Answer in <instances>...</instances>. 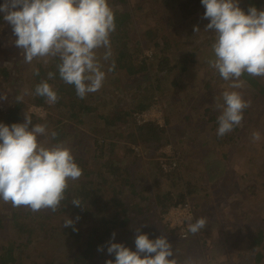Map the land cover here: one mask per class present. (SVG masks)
I'll use <instances>...</instances> for the list:
<instances>
[{"label": "rangeland", "instance_id": "obj_1", "mask_svg": "<svg viewBox=\"0 0 264 264\" xmlns=\"http://www.w3.org/2000/svg\"><path fill=\"white\" fill-rule=\"evenodd\" d=\"M243 2L244 0H239V6ZM108 3L112 10L128 8V6L135 8L139 5L138 0H126L125 3L118 0H108ZM132 17V26H130L136 32L143 31L146 24H155L156 22L151 17H144L141 12ZM201 17L197 16L191 21L177 23V25L170 27L165 32L167 38H169L168 44L160 45L159 48L153 47V42H148L146 39L141 40V57L146 56L152 59L153 48L160 51L170 49L177 55H182L186 49H189L194 50L196 54V61L178 78L180 84L169 88L163 94L153 91L154 98L146 106L150 110L144 113L142 111L139 112L140 114L143 113L141 120L146 122L153 121L167 128L168 142L155 149L145 144H127L117 141L111 154L107 148H104V158H111L110 161H113L118 166L117 175H115V180H118L117 183L124 178L133 181L135 184L143 181L149 188L155 180L153 175V170L155 171L154 161L160 164L163 171H169L175 164L184 161V157L187 158L188 160L183 162L185 163L182 171L183 175L187 176L191 171H195L201 172V177L203 178L201 180L203 188L200 192L187 196L183 203H179H187L190 213L174 211L173 208L179 204L172 205L160 212L158 225L149 229L145 226L148 222L147 216L149 214L144 212V215H138L139 210L136 205L132 208L136 212L132 217L133 219H131L132 224L130 227L132 229L134 227L135 230L143 228L142 233L147 234L149 239L165 236L173 247L174 255L181 261L191 257L196 264H264V249L262 248L259 262H256L257 251H260L261 245L256 247L252 243V239L256 237L254 228L256 226L264 228V95H257L247 84L242 83L240 89H231L229 88L231 81L215 82L216 73L213 72L215 70H208L209 68L204 65L205 62L207 63L211 59L214 52L213 50L205 51L203 48L210 43V41L206 40V37L214 35V33L204 30V19ZM157 20L159 19L157 18ZM194 27H198L199 30L194 31ZM11 35H13L12 28L8 23L3 26L0 25V44H7L13 41L11 40ZM101 50H97L98 57H101ZM202 50L205 51L203 58L199 56ZM17 52H19V55ZM21 52L22 50L15 45L9 51H0V61H5L9 65L19 66L17 67L16 78L11 79L9 84L5 83L4 80L3 82L0 78V93L7 94L6 100L0 99V123L5 124L4 111L11 100L15 96L22 97L25 107L24 110L21 109L22 116L24 117L26 112L30 116L41 118L42 122L38 124H46L49 131H53L54 128H60L67 132L70 140L67 143L65 141L61 142L71 149L74 157L78 156L84 162L87 161L88 166L85 169H91L93 185H96L101 180L100 175L104 176L105 173L99 167V162L97 163V160L91 159L94 155L92 143L95 136L90 131V128L94 125L97 126L99 114L112 110L114 105L128 108L129 105L135 104L136 96L141 93L142 88H139V91L134 90L135 81L133 77L121 84H116V80H124L126 76L124 71H118L115 74L107 72L106 66L101 61L103 64L102 70L106 72L103 86L99 91L90 93L85 97L95 105L96 110L87 115L85 114L82 117V123L77 124L76 119H71V117H68V113H64V111H58L54 104L50 105L52 111L51 116L48 117L46 108L32 102L33 99L31 98L34 97L33 83L35 81L30 79V74L32 75V71L36 69L44 68L49 62L44 63L43 59L37 58L31 64H26ZM17 57L19 59L15 63ZM174 57L175 54H171L172 60ZM155 71L156 68H153L150 72L154 73ZM206 79L211 80L208 87L204 84ZM146 80L151 82L154 79L146 75ZM261 81L264 83V77H262ZM224 91H239L245 100L250 101V107L244 111L243 120L238 126L239 128H237L243 131L241 138L240 132L235 128L237 133L234 131L232 137L235 138V141H230L227 133L220 138L223 139V142L219 143L216 138L218 122L212 124V122L207 121V117H210L211 113L204 114L206 117L203 118L202 115L205 108L217 110L216 103L222 102V93ZM181 98L188 99V102L182 104ZM142 99L145 98L143 97ZM167 100L174 101L169 108L165 106V101ZM144 101L146 102L147 100ZM139 113H134L130 117L132 122L141 124L135 120ZM58 120L68 124H58ZM128 129V127L125 128V133L128 132ZM254 131L260 133L261 138L259 141L253 142L251 136ZM81 132H86L84 144L76 141L77 137L80 138L82 136ZM42 142L55 144L54 140L49 139H44ZM127 147L132 152L128 153ZM203 156L212 157L211 159L217 161L206 160ZM210 160L214 161L213 164H210ZM204 164L208 165L209 170H204ZM224 168L225 172L223 173L221 170ZM220 173L221 175L224 174L225 179L216 181L221 176H219ZM160 181V188L168 187L166 181L161 179ZM101 183L103 182L101 181ZM69 184L72 190L76 188L77 181H70ZM251 185L254 186V189H248ZM113 188L114 185L103 183L97 194V199L107 201L108 210H113L117 207L111 204L110 197L112 195L116 194V202H119L117 200L123 201L124 205H126L131 196L127 186H118L116 189L119 190L112 194ZM67 201L69 202L68 206L65 205L62 211L58 209L56 212L50 210L33 212L30 208L23 206L12 207L10 203L0 200V213L5 214L12 210H22L26 214V212L30 211L32 215H42L47 222L58 226L59 229L63 227V221L68 218L73 220L74 226L78 228L76 231L81 230L82 234L84 231L87 232L90 222H88V219L84 220L83 218L84 221L81 222V217L79 216L81 212H75L74 205L70 203L71 200ZM87 202L90 203L89 200ZM147 203L148 200L143 202L141 204L142 207L147 205ZM119 208L120 206L117 209ZM249 208L252 210V217L245 213ZM77 217H79L78 220L76 219ZM201 217L207 219L206 228L195 235L191 234L188 231V225ZM228 224H231V226L228 227ZM163 226L169 229H176V234L172 236L162 231L164 229ZM76 231H74V235ZM182 233H185V235L183 236ZM135 235L136 233L132 232V236L135 237ZM14 237L16 238V235L11 228L0 231V243L8 239H14ZM22 240L18 239V241ZM50 249H40L42 250L40 252L48 254ZM24 250L30 256L26 258L24 254L25 260L23 259L22 263L38 264V240L26 246ZM111 259L112 255H109L106 247H104L98 264H106V261ZM39 260L45 263L49 261L47 257ZM66 260V257H62L56 264H65ZM33 261L35 262L33 263Z\"/></svg>", "mask_w": 264, "mask_h": 264}, {"label": "trees", "instance_id": "obj_2", "mask_svg": "<svg viewBox=\"0 0 264 264\" xmlns=\"http://www.w3.org/2000/svg\"><path fill=\"white\" fill-rule=\"evenodd\" d=\"M118 1L125 3L126 0ZM138 1L139 5L135 8L128 6V8L113 9L116 29L110 36L112 57L109 61H103L102 59L101 61L106 66L107 72L115 74L118 71H124L126 75L124 80L122 81V79H118L116 80V84H121L122 82L127 81V79L133 77L135 81L134 90L139 91V88H142V91H140L141 93L136 96L135 104L129 105L128 108L114 105L112 110H107L105 113L98 115L99 120L97 126L94 125L90 128V131H92L95 136L92 143L94 146V155L91 159L97 160V163L99 162L98 165L103 170L105 175H100L101 180L97 182L96 185H93L94 181L91 178L92 171L91 169H85V167L88 166L87 161L84 162V160L78 156L74 157L76 163L82 168L83 174L77 180L76 188L72 186L74 189L71 190L69 184V188L65 193L66 199L61 202V206L59 208V211H62L65 205L68 206L69 202L67 200H72L74 198L80 199L82 201L83 208L74 206V211L81 212L79 215L81 217V222L88 219V222H90L89 228L87 229L88 231H84L82 234L81 230H78L74 235L72 227H62L59 229L58 226L47 222L46 218H43L42 215H32L29 210H26L29 211L26 212V214L23 213L22 210H12L5 214L0 213V231L11 228L16 235V238L14 237V239H8L5 242L0 243V264H23L22 261L24 259V254L26 255V258H29L30 256L29 253L26 254L24 252V248L33 244L35 240H38V264H56L62 257L67 258L65 264H98V260L102 257V251H98L97 249L98 247H106L107 243L112 238L113 232H115V239L112 242L122 243L134 251L135 244L133 239H135V237L132 236V232L136 233V230L134 227L132 229L130 225L132 224L131 219H133L132 217L136 211L134 212L132 208L137 205L139 210L137 213L138 215L142 216L144 215V212L149 214L147 216L148 222L145 226L150 229L158 225L160 212H163L172 205L183 203L187 196L198 193L203 188V184L201 183V180H203L201 172L191 171L189 175H183L182 171L185 167V163L183 162L188 160L185 157L184 161L179 164H175L169 171H163L160 164L154 161L153 164L155 171L153 170V175L155 180L151 183L150 188L143 181L139 184H135L133 181H129L124 178L117 183L118 180H115V175H117L116 171L118 170V166H116L113 161H110L111 158H104V148H107L108 152L111 154L117 141H122L127 144H145L150 148L152 146V148L155 149L168 142L169 135L167 134L166 127H162L153 121L136 124L134 121L132 122L130 117L134 113H139L146 108L148 102H151L154 98L153 91L163 94L164 92L166 93L169 88L178 86L180 84L178 78L187 70L188 67H191L192 63L196 61V54L194 50L189 49H186L182 55H177L170 49L167 51H160L159 49L155 50L156 48H153L152 59L146 56L141 57V40L146 39L148 42H153L152 46L157 48H159L160 45L168 44L169 38H167L165 32L168 31L170 27L177 25V23L179 24L181 22L191 21L197 16H203L205 9L201 4V0ZM3 3L4 0H0V4ZM249 6H255L257 9L264 10V0H244L240 7L242 10L247 12ZM137 12H141L144 17H151L154 21H156L155 24H146L143 31L136 32L134 28L131 27V21L133 20L132 16L137 15ZM157 18L159 20H157ZM208 22V20L204 19V25ZM6 23L7 22L3 20V13H0V25L3 26ZM214 36L215 34L206 37V40L210 41V43L203 47L205 51L213 50L211 45L215 41ZM10 37L13 41L7 44H0V51H9L11 50V47L15 45V43H13L16 39L14 38L15 36L11 35ZM204 50L200 52L199 56L201 58H203V53L205 52ZM101 51L102 57L104 50L102 49ZM17 54L19 55V52H17ZM171 54H175L173 60L171 58ZM18 59L19 57H17L15 63H17ZM213 59H215L214 53L210 60ZM112 62L115 63V68L112 71H108ZM58 63V59H51L49 60V64L44 66V68L39 69V75H36L35 71H32L30 79L35 81L33 83V89H35V86L42 80L47 79L48 72H53L55 74L54 78L48 80V83L59 96V100L55 104L56 109L58 111L61 110V112L64 111V113H68V117L76 119L75 121L77 124H81L82 117L85 114L87 115L95 111L96 107L88 101V99L78 98L74 86L66 84L60 79L58 69L56 67ZM204 65L209 68L208 70H212L208 61L207 63L205 62ZM17 67L19 66L13 64L9 65L5 61H0L1 80H4L5 83L9 84L11 79L16 78V73L18 72ZM153 68H156V71L151 73L150 71ZM213 72L216 73V77H214L216 83L224 81L219 76L218 72ZM146 75L149 78L151 76L154 80L151 82L150 80L147 81ZM240 79L243 84L249 85L253 92L257 95H264V83L261 81L262 77H252L245 73ZM210 83L211 80L206 79L204 84L208 87ZM16 97L17 96L11 100L7 109L4 111V122L9 126L13 123L24 122V117L21 113V109L24 110L25 108L24 101L22 100L21 102H17ZM143 97L145 99H142ZM31 99H33V103L42 105L46 108L48 111L47 116H51L52 107L46 102L44 97L34 95ZM144 100L147 101L145 102ZM180 100L182 104L188 102V99L186 98H181ZM173 102L174 101L171 100L165 101L166 108H169ZM207 113H211L210 117H207V121L212 122V124L217 123V117L220 114L219 111L212 110V108H205L202 118L206 117L204 114ZM31 118L33 124L42 122L41 118L35 116H31ZM166 122L169 123L168 120H166ZM64 123L68 124L67 122L58 120V124L63 125ZM127 127L129 129L128 132L125 133L124 130ZM235 128L237 129L239 127L237 126ZM235 128L233 131L228 133L230 141H235V138H232L234 131L236 132ZM237 130L240 132L241 138L243 131L242 129ZM53 131L58 134L57 138L54 140L55 143L61 141H65L67 143L70 140L69 134L63 129L54 128ZM85 133L86 132H81L80 134L82 136L80 138H76L78 143H85ZM216 138L219 143L223 142V139H220L221 137L216 136ZM127 152L130 153L132 151L127 147ZM203 158H206L207 160L212 157L203 156ZM189 160L191 159L189 158ZM211 160L210 164L217 161ZM203 167L204 170H209L208 165L204 164ZM221 171L224 173L225 168ZM220 175L221 173L219 176ZM221 176L216 181L220 179L223 181L225 179L224 174ZM160 179L162 181H166L168 183V187L164 189L160 188ZM101 181L103 183L114 185L112 194L116 190H119L116 189L118 186H127L131 196L126 202V205H124L123 201L120 200H117L119 202H116L115 194L110 197V201H112L111 204H114L117 207L116 209L108 210L109 205L106 204L107 201H102L99 198L97 199V194L99 193L98 191L103 185ZM250 187H248V189H254L253 185ZM87 200H89L90 203L87 202ZM146 200H148L147 205L142 207L141 204ZM118 206H120L119 209H117ZM245 213H247L250 217L253 216V214H251V208H249L248 211H245ZM229 226H231V224H228V227ZM74 227L76 230L78 229L76 226ZM254 230L256 237L252 239V243H254L256 247L261 245L260 251H257L258 256L256 258V262H259L262 254V248L264 249V228L256 226ZM140 231L142 233L143 228ZM162 231L172 236L177 232L176 229H169L167 227H164ZM18 239L23 240L18 241ZM39 248L51 249L48 254H42L40 252L42 250ZM45 257L49 260L48 262L45 263L44 261L39 260L44 259ZM114 259L115 256L112 255L111 260L114 261ZM34 262L35 261H33V263Z\"/></svg>", "mask_w": 264, "mask_h": 264}, {"label": "clouds", "instance_id": "obj_3", "mask_svg": "<svg viewBox=\"0 0 264 264\" xmlns=\"http://www.w3.org/2000/svg\"><path fill=\"white\" fill-rule=\"evenodd\" d=\"M205 11L202 19L209 22L204 30L215 34L212 44L215 59L208 63L224 81H231L229 88L240 89L241 77H264V10L249 6L247 12L239 6V0H201ZM0 13L16 37L15 46L22 50L23 60L31 64L34 59H58L60 79L73 85L76 95L84 99L101 89L106 78L103 61L112 57L110 36L116 29L115 15L108 0H4ZM194 27V31H198ZM103 49L102 57L97 50ZM115 68L112 62L108 71ZM39 75V69L34 70ZM47 79L35 86L34 95L44 97L49 105L58 102L57 92ZM6 100L7 94L0 93ZM17 102L22 97H16ZM250 107L239 91H224L222 102L216 103L217 136L223 137L239 126L244 111ZM55 131L46 124H33L26 112L23 123L10 126L0 123V200L12 207H27L33 212H56L66 199L69 182L77 181L83 174L71 149L62 142L46 144L42 140H55ZM253 142L261 136L254 131ZM81 207L82 201L70 202ZM77 220L79 217L76 218ZM207 219L201 217L188 225L195 235L206 228ZM63 227H73V220L65 219ZM115 232L106 245L109 255L115 259L106 264H196L191 257L181 261L174 255L172 245L165 236L149 239L136 229L135 250L122 243L112 242ZM103 251V247H98Z\"/></svg>", "mask_w": 264, "mask_h": 264}, {"label": "built area", "instance_id": "obj_4", "mask_svg": "<svg viewBox=\"0 0 264 264\" xmlns=\"http://www.w3.org/2000/svg\"><path fill=\"white\" fill-rule=\"evenodd\" d=\"M148 110H150V109L145 108V109L142 110V112L144 113V112H147ZM143 113H141V114L139 113V114H137V117H135V120H136L138 123H144V122H146V121L140 119V118H141V115H142ZM173 209H174V211H178V212H179V211H185V213H190L189 206H188L187 203L179 204L178 206L174 207ZM178 227H179V226H178ZM182 235L184 236L185 233H182Z\"/></svg>", "mask_w": 264, "mask_h": 264}]
</instances>
